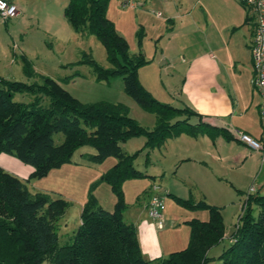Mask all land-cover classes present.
<instances>
[{"label":"trees","instance_id":"16d2710c","mask_svg":"<svg viewBox=\"0 0 264 264\" xmlns=\"http://www.w3.org/2000/svg\"><path fill=\"white\" fill-rule=\"evenodd\" d=\"M106 3L107 0H67L63 15L73 30L93 34L103 46L108 66L84 55L94 77L99 80L120 75L124 91L154 113V124L151 128L139 124L122 102L79 101L51 77L27 82L0 75V152L29 164L32 169L28 178L43 176L69 161L72 152L83 145L94 148L86 155L90 162L115 157L114 163L99 175L114 195L112 207H101L89 190L68 242H60L56 230V220L66 200L49 192L30 191L24 180L0 167V264H40L43 260L52 264H205L213 258L207 255L208 249L223 238L218 206L203 199L174 197L189 209H205L207 218L185 220L188 237L182 248L146 259L134 224L122 217V182L143 175L133 165L139 150H144L146 160L150 149L181 132L211 137L219 132L226 138L231 135L202 120L188 106H174L151 95L137 77V68L147 59L140 50L128 52L126 40L105 14ZM140 34L138 31V42ZM22 69L32 76L25 58ZM15 92L28 93L30 99H15ZM181 114L185 115L179 117ZM190 115L196 116L193 123L188 121ZM55 132L61 133L58 143L53 141ZM140 135L144 140L139 149L130 153L121 149V142ZM253 187L242 199L228 244L216 255L221 264H264V188Z\"/></svg>","mask_w":264,"mask_h":264},{"label":"rangeland","instance_id":"374dc122","mask_svg":"<svg viewBox=\"0 0 264 264\" xmlns=\"http://www.w3.org/2000/svg\"><path fill=\"white\" fill-rule=\"evenodd\" d=\"M13 2L17 6V13L6 19L0 17L1 76L27 82L32 80L40 82L44 76L51 77L79 101L122 102L127 106L128 114L139 124L147 128L153 126L154 113L144 109L124 91L120 75L111 74L106 79L99 80L94 77L91 66L84 61V55L91 57L101 66H108L104 48L93 34L73 30L63 15V7L67 0H13ZM185 2L188 6L184 14L199 16L202 23L203 11L208 13L217 26H222L228 18V5L223 0H202L199 3L198 0H185ZM171 4L179 5V0H107L105 10L106 16L112 21L116 31L126 40L128 52L136 53L140 50L147 59L146 63L137 68V77L151 95L162 102L170 100V93L173 94V89L179 85V71L183 64L177 55L180 51L184 52L181 45L187 44V38L193 37L191 33L185 31L184 27L179 28L175 38L168 37L169 34L166 31L170 23L166 20V16L170 15ZM193 7L195 11L191 13ZM224 12L226 17L223 16ZM185 19L191 22L188 18ZM193 30L196 31L193 34L201 36L196 29ZM138 31H141L139 42ZM163 56L168 58V62L159 64ZM24 58L28 60L33 70L30 77L22 69ZM253 93L258 92L253 89ZM14 98L29 100L30 95L25 92H15ZM43 102H46V99H43ZM184 115L181 114L179 117ZM194 119L192 115L188 117L190 123H193ZM258 125L261 126L260 120L258 122L255 120L254 128H258ZM60 139V132L53 133L55 143H58ZM143 140L141 135L132 136L120 143V147L123 151L130 153L139 149ZM81 147V149L94 151V148L88 145ZM162 147H165L164 151L161 147L160 150L159 146L150 149L146 160L143 149L139 150L133 158L136 169L141 172H151L154 175L152 178L149 175L135 176L122 182L127 209H130L132 204L141 203L146 183H159V172L163 170L166 181L175 187L176 192L184 194L190 190L192 197L203 199L219 207L224 234L221 241L208 249L207 255L213 258L205 264H221V260L216 255L228 244L229 234L237 221L240 204L248 187L253 185L261 187V190L264 188V157L261 155V150L243 146L246 149L245 158L244 155L240 159L230 157L221 166L218 163L214 164V160L210 167L203 162L197 164L199 157L198 160L194 162L191 160L188 164H185L183 160L180 167L172 171L173 169H167L171 167V164L180 163V157L174 155V152L179 149L176 150L175 146ZM197 150L200 151V149ZM249 152L251 156L247 155ZM72 155V158H77V149L72 152ZM114 161L115 157L109 155L89 168L70 166L66 164L68 161H65L43 176H32L24 180L32 192L42 191V188L43 190L51 189L66 200V207L56 220L57 232L64 231L63 236L59 237L60 242L70 241V235L77 227L75 224L79 218L81 204L85 201L89 190L97 204L102 207L110 206L105 192L99 191L100 184L106 182L100 179L91 180L100 170L105 169L107 164H113ZM190 180H193L196 185H189V188L183 185V181L190 182ZM161 184L163 185V181ZM138 193L140 197H137ZM148 194H150L149 188ZM166 200L176 207H181L169 196H166ZM167 209L170 211V206ZM196 213L203 219L207 218L205 209H199ZM163 228L171 234L175 232V229L168 227L167 221L166 224L164 222ZM40 264L52 263L43 260Z\"/></svg>","mask_w":264,"mask_h":264},{"label":"crops","instance_id":"0c3cea01","mask_svg":"<svg viewBox=\"0 0 264 264\" xmlns=\"http://www.w3.org/2000/svg\"><path fill=\"white\" fill-rule=\"evenodd\" d=\"M199 2H202V0H198ZM223 2L228 5L227 9L230 14L227 13L228 18L222 26H217L205 11H203V23L200 21L199 16L193 17L192 15L187 16L184 14L187 12L186 7L188 6L185 0H179V5L171 4L169 7L170 15L166 16V20L170 23L166 31L169 34L168 37L175 38L181 27H184L185 31L191 33L193 37L191 36L192 39L187 38V44L183 43L181 45L184 52L180 51L177 55L183 64L181 66L182 69L179 71L180 81L178 87L173 89V94L170 93V100H167V103L178 107L188 106L197 112L202 120L224 129L231 137L226 138L219 132L215 133L213 137L205 133L193 136L184 132L167 137L159 145V149L161 147L164 151L165 147L162 146L170 148L175 146L176 150H179L174 152V155L175 157H180V163L171 164V167L167 170L173 169L172 171H174L180 167L179 165L183 160L185 164H188L191 160V162L198 160V157L200 160H198L197 164L203 162L208 167L212 165L213 160L214 164L218 163L221 166L230 157L240 159L244 155L243 157L245 158L246 149L243 146L250 147L235 137L232 132L234 128L246 132L255 139L260 138L261 126L258 125V128L253 126L255 120L259 121V94L253 93L254 88L250 81L252 66L248 41L252 28V15L248 8L238 0H223ZM181 11L183 13H180ZM193 11H195L194 7L191 13ZM223 16L226 17L225 12ZM185 18H188L191 22ZM190 23H193V25H190ZM193 29H196L201 36L193 34L196 32ZM159 62V64H164L168 62V58L163 56ZM192 116L196 120V116ZM81 148V146L77 148V158H72V155V159L66 164L89 168L99 163L90 162L85 158L86 155L94 151ZM197 149H200V151ZM247 155L251 156L252 154L249 152ZM111 165L107 164L106 168L100 170L91 181H97L100 173ZM0 167L22 180L28 179L29 172L32 169L29 164H25L16 157L4 152H0ZM198 169L202 171L201 168ZM143 175H149L152 178L154 174L143 172ZM162 181L163 185L161 184ZM150 184L147 182L146 187H144L141 203L132 204L130 209H127L125 204L122 212L123 219L134 224L141 254L146 259L165 256L172 250L182 248L186 244L188 237V226L185 220L192 217L203 219L196 213L199 209H189L179 204L174 197H191L193 200H199V198L192 197L190 190L184 194L176 192L174 190L175 187L166 181V175L163 170L159 172L158 183L163 195L160 208L161 216L158 219L159 221L149 217L147 212H145V202L148 197ZM183 185L189 188V185L196 184H194L193 180H190V182L183 181ZM42 191L60 196L59 193L51 189L43 190L42 188ZM99 191L105 192L107 201L110 203V206H103V208L110 209L114 202V197L109 185L101 183ZM164 195L169 196L181 207L170 204ZM137 197H140L139 193ZM100 206L102 207V205ZM168 206H170V211L167 209ZM163 207L165 208L164 210ZM166 221L168 227L175 229L174 233L171 234L163 228V224L164 222L166 224ZM62 223L65 224L64 222ZM78 223L79 218L75 225L77 226ZM57 233L59 237H62L64 231Z\"/></svg>","mask_w":264,"mask_h":264},{"label":"built area","instance_id":"2783aa9c","mask_svg":"<svg viewBox=\"0 0 264 264\" xmlns=\"http://www.w3.org/2000/svg\"><path fill=\"white\" fill-rule=\"evenodd\" d=\"M252 15V28L248 41L251 58L252 77L250 79L252 87L259 94L258 112L261 125L260 138L255 139L246 132L233 129L235 137L255 150H261L264 157V0H239ZM18 9L13 0H0V17L6 19L17 13ZM250 185L247 190H253ZM145 209L147 215L153 219H160V208L162 206V192L157 182H152L149 186ZM159 221V220H158Z\"/></svg>","mask_w":264,"mask_h":264}]
</instances>
